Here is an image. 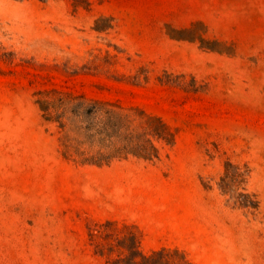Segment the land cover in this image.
Wrapping results in <instances>:
<instances>
[{
  "label": "rangeland",
  "instance_id": "1",
  "mask_svg": "<svg viewBox=\"0 0 264 264\" xmlns=\"http://www.w3.org/2000/svg\"><path fill=\"white\" fill-rule=\"evenodd\" d=\"M39 100L168 126L152 158L82 163ZM129 235L264 264V0H0V264H108L99 244Z\"/></svg>",
  "mask_w": 264,
  "mask_h": 264
},
{
  "label": "trees",
  "instance_id": "2",
  "mask_svg": "<svg viewBox=\"0 0 264 264\" xmlns=\"http://www.w3.org/2000/svg\"><path fill=\"white\" fill-rule=\"evenodd\" d=\"M39 103L45 120L55 125L63 155L82 163L102 165L130 154L152 158L159 154L155 138L163 137L168 126L161 116L139 106L109 100H39ZM98 251L108 256V264H176L173 253L179 252L167 248L143 251L134 235L116 243L102 242Z\"/></svg>",
  "mask_w": 264,
  "mask_h": 264
}]
</instances>
